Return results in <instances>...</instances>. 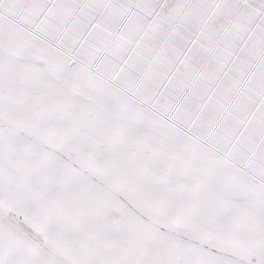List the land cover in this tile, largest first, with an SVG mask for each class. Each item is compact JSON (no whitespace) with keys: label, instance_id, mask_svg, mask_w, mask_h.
<instances>
[{"label":"snow or ice","instance_id":"1","mask_svg":"<svg viewBox=\"0 0 264 264\" xmlns=\"http://www.w3.org/2000/svg\"><path fill=\"white\" fill-rule=\"evenodd\" d=\"M0 264H264V0H0Z\"/></svg>","mask_w":264,"mask_h":264}]
</instances>
